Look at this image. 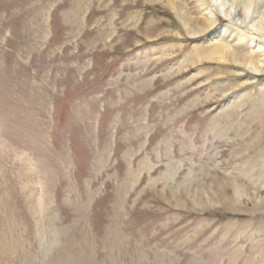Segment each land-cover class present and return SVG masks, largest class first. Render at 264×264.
Instances as JSON below:
<instances>
[{"label": "rangeland", "instance_id": "rangeland-1", "mask_svg": "<svg viewBox=\"0 0 264 264\" xmlns=\"http://www.w3.org/2000/svg\"><path fill=\"white\" fill-rule=\"evenodd\" d=\"M248 1L0 0V264H264Z\"/></svg>", "mask_w": 264, "mask_h": 264}, {"label": "bare ground", "instance_id": "bare-ground-1", "mask_svg": "<svg viewBox=\"0 0 264 264\" xmlns=\"http://www.w3.org/2000/svg\"><path fill=\"white\" fill-rule=\"evenodd\" d=\"M247 1H248V0H247ZM254 1H255V0H249V1H248V2H249L248 5L250 6L251 3L254 2ZM259 2H261V1H259ZM245 7H246V6H245ZM263 7H264V5H263ZM257 9H258V8H257ZM245 10H247V8H246Z\"/></svg>", "mask_w": 264, "mask_h": 264}]
</instances>
